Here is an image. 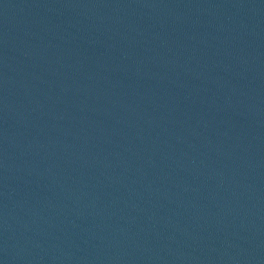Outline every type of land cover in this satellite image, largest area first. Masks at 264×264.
<instances>
[{"label": "water", "instance_id": "water-1", "mask_svg": "<svg viewBox=\"0 0 264 264\" xmlns=\"http://www.w3.org/2000/svg\"><path fill=\"white\" fill-rule=\"evenodd\" d=\"M0 264H264V0H0Z\"/></svg>", "mask_w": 264, "mask_h": 264}]
</instances>
